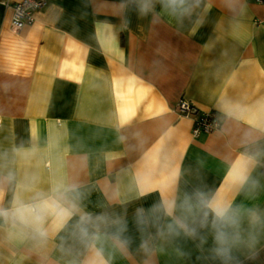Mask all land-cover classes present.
Returning <instances> with one entry per match:
<instances>
[{
  "label": "crops",
  "instance_id": "crops-1",
  "mask_svg": "<svg viewBox=\"0 0 264 264\" xmlns=\"http://www.w3.org/2000/svg\"><path fill=\"white\" fill-rule=\"evenodd\" d=\"M16 1L0 0V264H223L210 215L168 232L163 208L189 198L235 213L233 264H264V0H46L14 31ZM178 98L219 129L193 137ZM46 199L70 215L41 236L15 211Z\"/></svg>",
  "mask_w": 264,
  "mask_h": 264
},
{
  "label": "clouds",
  "instance_id": "clouds-1",
  "mask_svg": "<svg viewBox=\"0 0 264 264\" xmlns=\"http://www.w3.org/2000/svg\"><path fill=\"white\" fill-rule=\"evenodd\" d=\"M153 0H148L145 4V10L151 6ZM162 8L169 11H176L183 6L184 0H160ZM205 206L199 199L189 198L180 206L169 203L163 208L164 214L168 217L167 225L170 234L183 233L186 236H194L197 226H208L206 215L212 217L210 226L213 232L214 251L223 264H233L232 247L235 242L234 229L237 227L238 220L235 213L226 206L215 203ZM2 214V213H0ZM46 214L56 217L61 223L70 215L67 209L61 208L55 200H43L36 206H24L17 208L16 217L22 223H31L36 231L45 235L42 230ZM138 223L142 227H150L151 223L147 217H141ZM101 264V262H97ZM238 264V262H236Z\"/></svg>",
  "mask_w": 264,
  "mask_h": 264
},
{
  "label": "built area",
  "instance_id": "built-area-1",
  "mask_svg": "<svg viewBox=\"0 0 264 264\" xmlns=\"http://www.w3.org/2000/svg\"><path fill=\"white\" fill-rule=\"evenodd\" d=\"M45 4L46 0H18L13 3L11 5V29L18 31L23 26L30 24L34 20V13L42 9ZM261 21H264V16L258 19V22ZM174 110L179 116L191 118L193 137L198 136L200 133L212 132L220 127V120L214 110H202L184 98L176 100Z\"/></svg>",
  "mask_w": 264,
  "mask_h": 264
}]
</instances>
